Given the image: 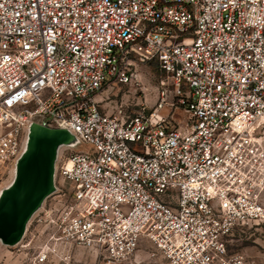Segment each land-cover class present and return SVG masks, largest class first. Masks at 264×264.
<instances>
[{"label": "built area", "instance_id": "obj_1", "mask_svg": "<svg viewBox=\"0 0 264 264\" xmlns=\"http://www.w3.org/2000/svg\"><path fill=\"white\" fill-rule=\"evenodd\" d=\"M154 61L152 107L97 101ZM35 126L65 138L72 199L19 264H118L144 239L168 264H242L230 237L264 223V0H0V169Z\"/></svg>", "mask_w": 264, "mask_h": 264}, {"label": "rangeland", "instance_id": "obj_2", "mask_svg": "<svg viewBox=\"0 0 264 264\" xmlns=\"http://www.w3.org/2000/svg\"><path fill=\"white\" fill-rule=\"evenodd\" d=\"M138 80L130 84L105 85L96 99L103 106H111L122 100L128 104L126 110H139L140 104L148 100L153 106L160 85L157 62L136 63ZM183 116V114L181 115ZM67 142L74 150L88 149V145L70 136ZM59 142L52 146V172L49 186L42 191L23 214L15 234L0 231V264H19L30 257L56 232V221L66 205L71 202L70 186L59 172L63 156L69 150ZM24 158V157H23ZM21 162L10 163L0 169V217L6 214L9 202L21 179ZM264 202V192L262 193ZM229 259L240 258L242 264H264V223H250L236 227L228 243ZM77 264H94L91 253L76 250ZM232 260V261H233ZM118 264H168L153 243L144 239L136 258ZM224 264H234L226 262Z\"/></svg>", "mask_w": 264, "mask_h": 264}, {"label": "water", "instance_id": "obj_3", "mask_svg": "<svg viewBox=\"0 0 264 264\" xmlns=\"http://www.w3.org/2000/svg\"><path fill=\"white\" fill-rule=\"evenodd\" d=\"M65 138L56 129L35 126L28 152L21 160V179L10 200L6 214L0 217V231L15 234L18 221L29 205L50 184L52 172V146ZM18 222V223H17Z\"/></svg>", "mask_w": 264, "mask_h": 264}, {"label": "crops", "instance_id": "obj_4", "mask_svg": "<svg viewBox=\"0 0 264 264\" xmlns=\"http://www.w3.org/2000/svg\"><path fill=\"white\" fill-rule=\"evenodd\" d=\"M95 264V263H94ZM99 264H102L101 262Z\"/></svg>", "mask_w": 264, "mask_h": 264}]
</instances>
